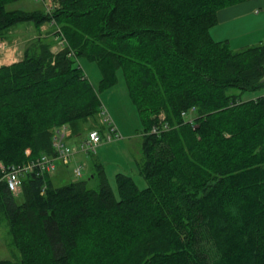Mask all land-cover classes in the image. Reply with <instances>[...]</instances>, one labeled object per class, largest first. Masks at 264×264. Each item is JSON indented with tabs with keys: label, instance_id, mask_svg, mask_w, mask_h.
<instances>
[{
	"label": "trees",
	"instance_id": "trees-1",
	"mask_svg": "<svg viewBox=\"0 0 264 264\" xmlns=\"http://www.w3.org/2000/svg\"><path fill=\"white\" fill-rule=\"evenodd\" d=\"M16 1L0 0L1 41L47 24L68 45L53 54L38 36L0 65V166L52 156L55 127L81 136L99 92L122 81L147 186L116 173L114 192L99 164L60 187L51 174H26L18 194L0 182L20 255L0 264H264V94L241 97L264 90V43L234 51L209 33L220 9L247 0H53L49 13Z\"/></svg>",
	"mask_w": 264,
	"mask_h": 264
},
{
	"label": "rangeland",
	"instance_id": "rangeland-1",
	"mask_svg": "<svg viewBox=\"0 0 264 264\" xmlns=\"http://www.w3.org/2000/svg\"><path fill=\"white\" fill-rule=\"evenodd\" d=\"M48 2V1H47ZM9 9L19 10H33L41 9L46 12V6L41 0H20L8 5ZM261 17H264V7L258 9ZM255 13V14H258ZM219 37H228L231 40L232 46L230 48L234 51L238 49L239 44L252 43L257 45L264 43V21L248 17V20L237 21L228 25L220 27ZM47 31V32H45ZM211 31L209 30V33ZM45 34H50V37H45V40L52 41L51 52L56 54L61 50L58 42L54 40V29L47 24L40 28V34L37 33L31 25H26L25 28L17 27L9 35L8 40H0V65H8L21 58L24 46L33 41L34 38ZM63 35V34H62ZM214 35V32H213ZM64 37V35H63ZM44 38V37H43ZM52 38V39H51ZM65 39V37H64ZM66 45L67 40L65 39ZM243 45V44H242ZM251 45V44H249ZM72 55L73 52H72ZM82 72L96 87L100 79V74L95 64L87 63L84 60L78 61ZM264 94V90L257 92H246L241 95L243 100H248ZM101 101V113L95 118L88 119L82 124L81 136L87 135L89 132L97 131L103 127L102 135L107 134V124L105 117L117 128V137H112L111 140H106L105 137H100L98 144L94 146L95 154H78L76 157V164L81 165L82 178L87 179L95 173V166L101 165L107 178V182L111 189L116 192L115 175L116 173H123L129 175L139 189H144L147 184L143 177L139 174L138 164L141 160V135L142 125L135 106L127 97L126 90L122 81L109 89L99 92ZM99 135H101L99 133ZM81 136H76L66 139L67 145L75 146L80 140ZM77 143H72L73 141ZM70 157L68 165L61 164L59 161L55 166V171L51 174L52 183L55 187L63 186L75 180L72 169V159ZM88 186L96 188V179L88 181ZM18 202L21 198L16 199ZM20 255L12 237L9 234L7 219L3 214H0V261L1 260H19Z\"/></svg>",
	"mask_w": 264,
	"mask_h": 264
},
{
	"label": "built area",
	"instance_id": "built-area-1",
	"mask_svg": "<svg viewBox=\"0 0 264 264\" xmlns=\"http://www.w3.org/2000/svg\"><path fill=\"white\" fill-rule=\"evenodd\" d=\"M46 6V13H49L53 6V0H41ZM48 1V2H47ZM54 40L58 42L59 48H65L66 42L60 28L54 30ZM72 55V52L69 53ZM105 122L108 126V133L105 135L106 140H111L112 137H117V128L108 121L105 117ZM155 131V128L153 129ZM71 136V130L67 125L55 127L52 130V147L54 154L52 156L42 155L34 161L23 163L19 166H0V182H5L8 190L13 194H18L21 189L22 179L26 174H52L55 171L56 161L61 164L68 165L70 157L78 154H95L94 146L100 141V135L97 131L89 132L87 135L81 136V140L75 146H69L66 139ZM81 165L74 166L72 172L75 179L82 178Z\"/></svg>",
	"mask_w": 264,
	"mask_h": 264
},
{
	"label": "crops",
	"instance_id": "crops-1",
	"mask_svg": "<svg viewBox=\"0 0 264 264\" xmlns=\"http://www.w3.org/2000/svg\"><path fill=\"white\" fill-rule=\"evenodd\" d=\"M261 7H264V0H247V1L235 4V5H231V6L220 9L217 12L218 23L216 26H214L210 29L211 38L214 41H227L232 46L231 40L228 37H223V39L219 37V33L221 31V30H219L220 27H223L224 25H228V24H231V23H234L237 21H241L243 19L248 20V17H251V16L254 17L255 19H260V20L264 21V17H261L260 14L258 13L259 12L258 9ZM255 13H258V14H255ZM19 27L25 28L26 25H20ZM41 28L43 29V26ZM45 32H47V31H45ZM213 32H214V35H213ZM10 34H12V32ZM41 37H50V34L49 35L43 34V35H41ZM244 44H246V43L239 44V47H237L238 49H236V51L254 45L252 43H249L251 45H249V44L244 45ZM78 141H79V138L77 139L76 142L73 141L72 143H77ZM75 156H77V155H75ZM75 156L72 159L73 166L77 163L75 160L76 159Z\"/></svg>",
	"mask_w": 264,
	"mask_h": 264
}]
</instances>
